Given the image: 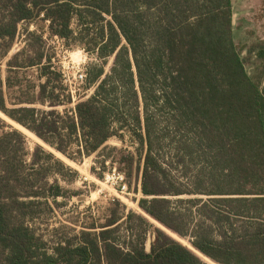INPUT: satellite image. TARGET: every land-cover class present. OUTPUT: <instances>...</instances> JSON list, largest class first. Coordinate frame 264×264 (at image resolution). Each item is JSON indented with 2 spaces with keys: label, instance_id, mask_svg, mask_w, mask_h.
<instances>
[{
  "label": "trees",
  "instance_id": "obj_1",
  "mask_svg": "<svg viewBox=\"0 0 264 264\" xmlns=\"http://www.w3.org/2000/svg\"><path fill=\"white\" fill-rule=\"evenodd\" d=\"M233 13V0H0V112L52 150L0 117V264H264V41L250 74ZM38 19L96 59L73 107L42 35L26 28L11 54ZM124 130L141 213L114 198L47 240L33 225L80 194L53 151L82 162Z\"/></svg>",
  "mask_w": 264,
  "mask_h": 264
},
{
  "label": "rangeland",
  "instance_id": "obj_2",
  "mask_svg": "<svg viewBox=\"0 0 264 264\" xmlns=\"http://www.w3.org/2000/svg\"><path fill=\"white\" fill-rule=\"evenodd\" d=\"M233 11V33L235 40L239 46L245 47V49L242 50V55L248 72L252 74L255 71L257 60L254 54H249L248 52L258 41H264V0H233ZM48 26L49 23L41 19L30 24L20 25L19 33L16 37L11 54L25 47L26 28H28L30 32L34 31L42 35L46 52L52 57L54 65L62 70V66L65 64L71 76V89L75 91V101L72 104L73 107L77 99L92 94L93 90H87L84 88V84L81 85L73 78L76 69H72L71 62H79L82 60L83 57L80 51L83 52V55L87 56V64L96 61V59L86 52L83 45L72 43L68 45L65 40L58 36L51 35ZM73 28L75 31L77 30L78 27L76 23H74ZM56 38H59V42ZM66 49L69 51L68 58L64 57V50ZM113 60L114 58L110 59L106 66V72L110 71ZM1 72L5 77V65L1 67ZM33 73L34 77H36L35 71H33ZM68 88L70 89V87ZM262 90L264 91V80L262 81ZM63 109L64 107L59 108V110ZM1 114L0 117H3ZM3 119L6 120L7 124H10L14 128H18L12 123L13 121L11 122L6 118ZM20 127L23 128L22 126ZM18 129L26 134L30 150H33L37 144H42V142L27 129L23 128L29 134L20 128ZM121 134L122 138L112 137L105 144L107 151L100 155L94 154L90 157H84L82 162L70 161L62 154L55 152L56 156L65 161L72 169L79 172L78 176L73 179L69 187L80 194L73 197L68 205L55 209L48 221L38 222L33 225L47 240L54 242L56 238L59 239L65 235L76 234L82 229V226L89 224L92 218L101 220L102 214L108 207L109 202L114 198L119 199L126 206L127 211L133 210L137 213H141L137 210L135 204L138 205V201L143 197L140 192L142 171L138 173V171L134 169L131 176L127 174L129 190L126 195L116 193L113 188L105 182V174L113 166H117L119 170L125 171L124 167L126 168V165L120 163L122 156L129 153L136 154V141L130 135L129 131L124 130ZM42 145L45 146L44 144ZM47 148L50 149L49 147ZM109 149H114V152L111 153L110 156H108L110 153ZM75 150L76 148L72 149V151ZM59 155H62L67 160H64ZM103 160L105 161V170L101 165V161ZM63 184L65 185V183ZM131 203H133V205ZM154 225L158 227L155 223ZM152 238L153 237L150 236L147 241V249L150 248ZM213 264L217 263L213 262Z\"/></svg>",
  "mask_w": 264,
  "mask_h": 264
},
{
  "label": "built area",
  "instance_id": "obj_3",
  "mask_svg": "<svg viewBox=\"0 0 264 264\" xmlns=\"http://www.w3.org/2000/svg\"><path fill=\"white\" fill-rule=\"evenodd\" d=\"M56 39L59 42V38ZM80 54L83 57L82 60L79 62H71V63H72V69H76L73 78L76 81H78L81 85H83L86 81L87 56L83 55L82 51H80ZM68 56H69V51L68 49H66L64 50V57L68 58ZM59 70L62 72L65 85L67 87H70L69 90L74 97L75 91L71 89L72 88L71 76L68 70L66 69L65 64H63L62 66V70L60 68ZM105 182L109 184L113 188V190L118 194L126 195L129 190L126 175L123 172H121L117 168V166H113L107 171V173L105 174Z\"/></svg>",
  "mask_w": 264,
  "mask_h": 264
},
{
  "label": "bare ground",
  "instance_id": "obj_4",
  "mask_svg": "<svg viewBox=\"0 0 264 264\" xmlns=\"http://www.w3.org/2000/svg\"><path fill=\"white\" fill-rule=\"evenodd\" d=\"M1 114V113H0ZM1 116H3V118H6L7 120H9L6 116H4V115H2L1 114ZM11 121V120H10ZM12 122V121H11ZM15 126H17L18 128H20V129H22V130H24L23 128H21L17 123H14V122H12ZM25 131V130H24ZM25 132H27V131H25ZM28 133V132H27ZM29 134V133H28ZM59 156H61L64 160H67L66 158H64L62 155H59ZM129 202V201H128ZM132 205H133V203H131ZM137 208V207H136ZM184 244V243H183ZM189 246V245H188ZM197 253V252H196ZM203 258H206V257H204V256H202ZM211 264H213V263H211Z\"/></svg>",
  "mask_w": 264,
  "mask_h": 264
},
{
  "label": "water",
  "instance_id": "obj_5",
  "mask_svg": "<svg viewBox=\"0 0 264 264\" xmlns=\"http://www.w3.org/2000/svg\"><path fill=\"white\" fill-rule=\"evenodd\" d=\"M16 129H18V128H16ZM42 145V144H41ZM54 153L56 152V151H53ZM56 154V153H55ZM159 224V223H158ZM162 226V225H161ZM159 227V226H158ZM159 228H161V227H159ZM161 229H163V228H161ZM163 230H165V227H164V229Z\"/></svg>",
  "mask_w": 264,
  "mask_h": 264
}]
</instances>
